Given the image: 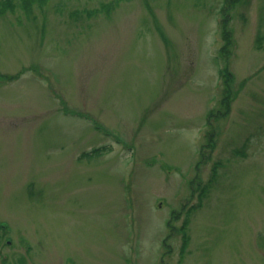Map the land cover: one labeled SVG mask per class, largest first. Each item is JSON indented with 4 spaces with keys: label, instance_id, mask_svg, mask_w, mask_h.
<instances>
[{
    "label": "rangeland",
    "instance_id": "obj_1",
    "mask_svg": "<svg viewBox=\"0 0 264 264\" xmlns=\"http://www.w3.org/2000/svg\"><path fill=\"white\" fill-rule=\"evenodd\" d=\"M0 224L2 264H264V0L0 13Z\"/></svg>",
    "mask_w": 264,
    "mask_h": 264
},
{
    "label": "trees",
    "instance_id": "obj_2",
    "mask_svg": "<svg viewBox=\"0 0 264 264\" xmlns=\"http://www.w3.org/2000/svg\"><path fill=\"white\" fill-rule=\"evenodd\" d=\"M39 4L43 3L45 0H36ZM24 6H29L35 2V0H0V13H3L7 9H12L14 3H19ZM101 149L92 150V154L100 153Z\"/></svg>",
    "mask_w": 264,
    "mask_h": 264
},
{
    "label": "flooded vegetation",
    "instance_id": "obj_3",
    "mask_svg": "<svg viewBox=\"0 0 264 264\" xmlns=\"http://www.w3.org/2000/svg\"><path fill=\"white\" fill-rule=\"evenodd\" d=\"M0 228H2V227H0ZM11 244H12V242L8 238H5V240H3L0 243V255H1V257H0V264H2V261H1V258H2V247L5 246V245L8 246V247H10ZM4 255H5L4 261H10L11 255L10 254L7 255V253H4ZM4 264H5V262H4Z\"/></svg>",
    "mask_w": 264,
    "mask_h": 264
}]
</instances>
